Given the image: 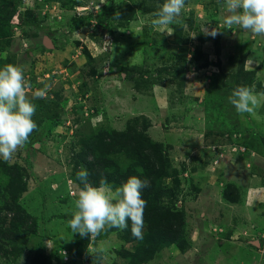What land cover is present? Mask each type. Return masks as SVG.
Masks as SVG:
<instances>
[{"label": "rangeland", "instance_id": "374dc122", "mask_svg": "<svg viewBox=\"0 0 264 264\" xmlns=\"http://www.w3.org/2000/svg\"><path fill=\"white\" fill-rule=\"evenodd\" d=\"M8 1L20 14L11 20V35L0 38V68L23 70L38 125L10 163H24L32 144L37 148L20 202L37 217L38 232L23 234L17 254L1 236L0 264H130L125 253L140 240L127 241L113 228L91 241L73 234L67 221L81 188L71 176L78 142L102 128H140L142 116L181 172L179 198L189 210L186 249L167 245L144 264H264V36L226 29L223 0H190L179 22L163 30L151 25L155 11L123 19L132 7L159 6L155 0ZM27 9L51 28L54 47L45 45V36L52 39L45 29L26 20ZM212 28L219 34L205 35ZM242 68L246 74L239 75ZM142 79L150 85L137 90L135 80ZM45 83L52 85L47 97H34ZM234 85L253 88L260 102L254 113L238 114L229 103ZM217 144L224 153L215 151ZM226 188L238 195L233 208L222 204ZM206 199L213 211L208 218ZM4 204L0 191V216ZM8 226L9 219L0 224Z\"/></svg>", "mask_w": 264, "mask_h": 264}, {"label": "trees", "instance_id": "16d2710c", "mask_svg": "<svg viewBox=\"0 0 264 264\" xmlns=\"http://www.w3.org/2000/svg\"><path fill=\"white\" fill-rule=\"evenodd\" d=\"M189 1L186 0L185 5ZM155 2L162 5L165 0H155ZM139 7L141 9L138 8V10L135 7L130 8L123 19L131 21L138 11H156L158 8V6L147 8L144 4ZM17 14H20V11H18L16 4L8 0H0V38L5 33L11 35L13 27V24H11L13 21L11 20ZM24 14L30 24L45 29L50 36L53 34L50 27H43L37 22L32 9H27ZM112 15L117 16L118 14L114 12ZM199 37L202 41L206 40L203 33H200ZM217 39L219 40V38ZM217 39L215 38V41ZM52 40L56 45V39L52 37ZM239 73V75H243L246 74V71L242 68ZM128 75L132 78L130 72H128ZM181 75L184 74L181 73ZM134 85L137 90H145L149 87L150 82L143 79L141 81L135 80ZM234 87L238 86L234 85ZM53 114L52 120H58L60 117L59 112L55 111ZM141 119L140 128L129 126L121 131L113 128H102L98 129L97 133L93 131L90 135L82 138L78 142L80 150L76 152L71 173L72 178L79 183L80 187L83 185L77 179L76 174L82 169L89 172L88 179L93 186H99L101 178H106L109 184L117 187L132 175L149 181V186L142 190V197L147 201L144 212V227L146 229L143 231V238L138 239L140 242L135 251L125 253L130 257V264L149 262L159 250L167 245L176 244L181 250H185L187 247L185 233L188 214L186 210H189L188 206L185 209L179 198L181 190L179 176H181V172L179 173L171 164L164 146L148 134L151 125L148 117L142 116ZM135 121L138 122L139 118ZM51 126L52 124H50ZM213 146H215L216 152L221 151V144ZM31 148L32 150L25 157L24 163H10L0 159V191L3 192L5 198V204L2 208L6 213L4 216H0V224H7L9 219L8 227H0V242L1 236L7 238L11 241L12 250L16 254L18 253L17 243L23 237V234L26 232L36 234L38 232L37 217L25 211L20 202L22 194L28 190V177L33 175L31 154L37 148L34 144ZM242 152L245 151L242 150ZM24 176L27 177L26 180ZM168 178H174L172 185L166 184L165 180ZM223 197L229 202H238V195L228 193L227 188L223 191ZM122 237L127 241L137 239L131 234L130 222L128 229L123 231Z\"/></svg>", "mask_w": 264, "mask_h": 264}, {"label": "clouds", "instance_id": "9594fccd", "mask_svg": "<svg viewBox=\"0 0 264 264\" xmlns=\"http://www.w3.org/2000/svg\"><path fill=\"white\" fill-rule=\"evenodd\" d=\"M185 2L186 0H165L152 13L154 18L151 25L163 30L169 24L178 23ZM222 8L226 29L234 33L245 31L264 36V0H223ZM204 32L212 37L219 34L217 28ZM29 86L20 67L6 64L0 68V159L4 162L13 159L14 153L29 141L30 135L38 127L33 119L36 105L25 93ZM51 89L52 85L45 83L33 95L36 98H46ZM228 101L241 115L252 114L260 107L253 88L248 86L236 87ZM76 175L83 186L75 194V210L72 218L67 221L73 234L92 241L109 229L124 231L128 229L130 222L132 236L143 238L147 201L142 197V190L149 186L148 180L132 175L120 186L113 187L106 178H101L99 186H93L86 169L78 171ZM101 252L102 250H97V254ZM88 253L92 254L89 248ZM93 257L94 262L97 256Z\"/></svg>", "mask_w": 264, "mask_h": 264}, {"label": "crops", "instance_id": "0c3cea01", "mask_svg": "<svg viewBox=\"0 0 264 264\" xmlns=\"http://www.w3.org/2000/svg\"><path fill=\"white\" fill-rule=\"evenodd\" d=\"M172 134H174V136L176 137V139L178 140L179 139V133H178V130H176V131H173L172 132ZM187 139V141H189L188 139H191L190 137H187L186 138ZM176 140V141H177ZM192 140V139H191ZM175 141V142H176ZM174 142V143H175ZM173 143V144H174ZM181 144V143H180ZM258 192H260V191H256V196H258L257 194H258ZM220 195V197L222 198V200H224V202H222V204H224L225 206H229V207H231V208H233V207H235V205H237V203L238 202H236V203H232V202H229V201H227L224 197H223V193L222 194H219ZM218 195V196H219ZM206 203H207V210L206 211H203V213H202V215L203 216H206L207 218H208V216L209 215H211L212 213H213V211H212V206L210 205V202H209V199H206ZM191 210H193V209H191ZM253 242V241H252ZM261 244V243H260Z\"/></svg>", "mask_w": 264, "mask_h": 264}, {"label": "water", "instance_id": "95a60500", "mask_svg": "<svg viewBox=\"0 0 264 264\" xmlns=\"http://www.w3.org/2000/svg\"><path fill=\"white\" fill-rule=\"evenodd\" d=\"M44 43L47 47H54L55 46V44L53 43V40L49 36H45ZM255 243H256V245H260L259 241H256Z\"/></svg>", "mask_w": 264, "mask_h": 264}]
</instances>
